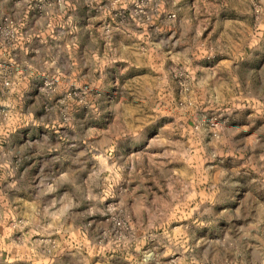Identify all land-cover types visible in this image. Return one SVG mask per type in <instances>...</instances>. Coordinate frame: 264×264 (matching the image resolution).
<instances>
[{
	"label": "rangeland",
	"instance_id": "1",
	"mask_svg": "<svg viewBox=\"0 0 264 264\" xmlns=\"http://www.w3.org/2000/svg\"><path fill=\"white\" fill-rule=\"evenodd\" d=\"M0 264H264V0H0Z\"/></svg>",
	"mask_w": 264,
	"mask_h": 264
}]
</instances>
